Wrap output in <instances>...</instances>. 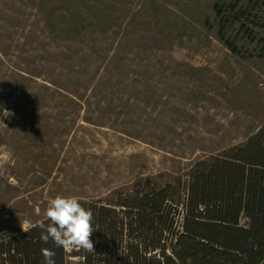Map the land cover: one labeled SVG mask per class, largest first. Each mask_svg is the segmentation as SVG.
<instances>
[{"label": "rangeland", "instance_id": "rangeland-1", "mask_svg": "<svg viewBox=\"0 0 264 264\" xmlns=\"http://www.w3.org/2000/svg\"><path fill=\"white\" fill-rule=\"evenodd\" d=\"M0 121V243L176 184L264 124V0H0Z\"/></svg>", "mask_w": 264, "mask_h": 264}, {"label": "trees", "instance_id": "trees-1", "mask_svg": "<svg viewBox=\"0 0 264 264\" xmlns=\"http://www.w3.org/2000/svg\"><path fill=\"white\" fill-rule=\"evenodd\" d=\"M186 175L176 184L140 179L125 196L83 203L93 212L95 253L43 243L45 218L0 243V264H43V248L55 251V264L68 256L79 264H264V124Z\"/></svg>", "mask_w": 264, "mask_h": 264}, {"label": "clouds", "instance_id": "clouds-1", "mask_svg": "<svg viewBox=\"0 0 264 264\" xmlns=\"http://www.w3.org/2000/svg\"><path fill=\"white\" fill-rule=\"evenodd\" d=\"M4 118L9 119L14 113L2 109ZM0 125H6L0 121ZM45 216L50 223L39 224L41 229L40 240L47 244L49 241L56 248L84 250L94 252L91 236L96 229L93 225V212L85 209L77 197L57 196L50 201ZM43 264H55V251L49 248L41 249Z\"/></svg>", "mask_w": 264, "mask_h": 264}]
</instances>
